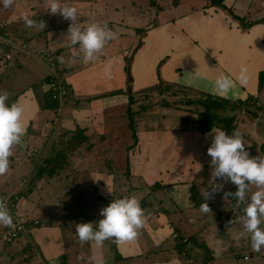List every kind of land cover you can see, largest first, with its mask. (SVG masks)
Returning a JSON list of instances; mask_svg holds the SVG:
<instances>
[{"label": "crops", "instance_id": "1", "mask_svg": "<svg viewBox=\"0 0 264 264\" xmlns=\"http://www.w3.org/2000/svg\"><path fill=\"white\" fill-rule=\"evenodd\" d=\"M61 3L77 8L81 27L106 24L116 36L86 60L65 37L71 21L59 11L50 13L46 0L0 4V89L21 105L25 124L8 170L0 174V201L14 200L26 221L16 239L0 237V264H188L184 250L200 264L219 255L226 263L232 256H254L264 264V248L253 251L243 229V208L256 186L249 185L239 204L225 195L236 186L213 178L206 152L210 131L222 128L203 131L186 114L193 100L180 106L187 93L246 101L242 109L230 107L231 115L253 116L236 123V130L250 156L264 157V0ZM25 15L43 21L44 28L26 26ZM220 72L234 80V94L212 91ZM54 82L65 93L53 106L48 95ZM250 100L257 109L246 104ZM24 149L39 155L36 160L49 173L44 167L35 171L19 154ZM213 185L222 187L213 191ZM129 194L139 199L146 217L134 240L109 238L97 246L77 238L76 223L98 221L99 209ZM227 230L240 231V249ZM198 243L211 251L209 262L203 263L205 250Z\"/></svg>", "mask_w": 264, "mask_h": 264}, {"label": "clouds", "instance_id": "2", "mask_svg": "<svg viewBox=\"0 0 264 264\" xmlns=\"http://www.w3.org/2000/svg\"><path fill=\"white\" fill-rule=\"evenodd\" d=\"M12 0H0V4L7 7ZM46 9L50 13H57L69 19L66 38L77 51L83 53L84 59H92L99 53L107 41L113 39L116 33L106 24L90 22L81 27L79 13L75 6L61 3V0H46ZM22 19L26 26L44 28V22L39 23L27 15ZM245 68H241L238 79L241 83L245 79ZM234 80L220 72L212 81V91L221 96L233 93ZM234 94V93H233ZM9 94L0 89V174L9 167V156L14 144L21 143L25 133V124L22 122V107L18 102H9ZM211 141L206 149L211 157L213 178H222L236 186L234 192L225 195H234L239 204L245 199L249 185H255L256 190L248 197V203L243 208V229L250 234V243L253 251L264 248V228L259 227L261 218H264V157L250 156L246 144L238 130L231 134L223 129L210 131ZM104 180V179H103ZM105 181V180H104ZM106 190L112 188L105 181ZM222 185H213V191ZM206 195L208 193L206 192ZM202 211H209L207 203H201ZM100 219L96 222L84 221L75 224V233L81 241H92L100 246L103 241L113 238L115 241L134 240L146 222L145 210L134 194L118 196L111 199L106 206L99 209ZM13 221L10 212L3 202H0V226L12 227Z\"/></svg>", "mask_w": 264, "mask_h": 264}, {"label": "rangeland", "instance_id": "3", "mask_svg": "<svg viewBox=\"0 0 264 264\" xmlns=\"http://www.w3.org/2000/svg\"><path fill=\"white\" fill-rule=\"evenodd\" d=\"M218 38V37H217ZM216 38V39H217ZM196 42L198 43V44H200V41L198 40V39H196ZM201 45H202V43H201ZM203 46V45H202ZM202 54L201 55H199V58H205V56H203V52H201ZM7 58L8 57H10V53H7ZM200 65H198V68H200L199 67ZM177 94H179L180 95V93H178V91H177ZM188 94V96L186 97V99L185 98H183V99H181L180 98V100H181V102H180V106L182 107V108H184V107H187L188 106V103H187V101H190L191 102V100H193L192 101V105H191V108H192V110L194 111V112H192V110L191 111H186L187 113V115L188 114H190V113H192L191 115L193 116V118H194V120H196V122H202L203 121V117H204V110H205V107L203 106V104L201 103V101H202V99H205L204 98V96L203 95H200V94H196L195 95V93H187ZM210 96V95H209ZM162 99V97L160 98V100ZM260 100H261V102H262V104H264V97H261L260 98ZM197 101H200L199 103H197ZM246 104H249V103H246ZM227 105H229V106H224V107H222V109L219 111V113H221V114H224V115H231L232 113H233V111H230V110H232L230 107H235V109H242V105H241V103L237 106V103H231V104H227ZM250 105V104H249ZM251 106V105H250ZM262 107H263V109H264V105H262ZM227 109V110H226ZM239 111H242V110H239ZM253 116L250 114V113H248V115L247 116H242V115H239V114H237V119H236V123H238L239 124V126L241 125V121L242 120H245V118H252ZM264 119V118H263ZM203 123V122H202ZM11 152H15V151H11ZM17 152V151H16ZM30 152L32 153L33 152V150L32 149H30ZM19 154H21V155H25V157L27 158V160H28V162H30L31 164H34L35 166H34V168H35V171H37V170H40L42 167H44L45 169H47V165H44V166H42L40 163H41V161L38 159V160H36V158H38L39 157V155H35V156H30L29 154H27V151L24 149V150H21V151H19ZM26 158H25V160H26ZM40 158H44L43 156H41ZM55 159H56V156L54 157ZM47 162H49L50 163V161L48 160ZM30 163H28V171H27V174H29V170H30V166H31V164ZM21 168L23 169L24 168V166H22L21 165ZM51 170H56L55 169V166H54V164L53 165H51V168H50ZM46 172L47 173H49V171H48V169L46 170ZM22 176H23V171L20 173ZM15 175H16V173H15ZM17 176V175H16ZM11 181H12V178L10 179V183H11ZM7 187V186H6ZM62 199L64 200V197H62ZM63 214H64V211H63ZM25 219V218H24ZM228 232H232L233 234H234V236H235V246H237L236 248H238V249H240L241 248V243H242V240L239 238L241 235V233H240V231H237V230H227ZM245 231V230H244ZM222 259V256L221 255H219V257L217 258V259H215L212 263H210V264H256L255 263V261L256 260H254V256H252L251 258H249V259H247V260H245L243 257L242 258H240L239 256H232L231 257V263H226V260L225 261H222L221 260Z\"/></svg>", "mask_w": 264, "mask_h": 264}, {"label": "trees", "instance_id": "4", "mask_svg": "<svg viewBox=\"0 0 264 264\" xmlns=\"http://www.w3.org/2000/svg\"><path fill=\"white\" fill-rule=\"evenodd\" d=\"M49 80V79H47ZM264 87V70L261 71L260 73V77H259V88H263ZM56 91L52 89V91L50 92V96L48 95V97H53V93H55ZM51 97V99H52ZM252 98V96H250ZM249 97V98H250ZM252 100V99H251ZM249 101L248 103H250L252 109H257V107L255 106V104H253L252 101ZM53 106L56 102V104H58V100L55 99L53 97ZM200 101H197V103H199ZM246 102V101H245ZM245 102H241V101H231L230 99H225V98H220L217 96H207L205 99H202L201 103L203 104V106L205 107L204 110V117H203V123L201 122V129L203 131L209 130L211 129L214 125H218L220 126L223 130L226 131V133L231 134L232 131L235 129L236 130V117L235 115H224L219 113V111L222 109V107L226 106L227 104H231V103H245ZM54 157V156H52ZM51 157V158H52ZM193 241H197L198 240L195 237H191L190 238ZM200 245H202V247H204L205 250V255L203 256V263H207L211 260V251L209 250V248H207V246L203 243H198ZM186 243L181 241L180 243V250H182L183 248H185ZM185 251V250H184ZM188 258H191L190 256H188V254L184 255ZM189 264V262H188ZM193 264H200L197 261H193Z\"/></svg>", "mask_w": 264, "mask_h": 264}, {"label": "built area", "instance_id": "5", "mask_svg": "<svg viewBox=\"0 0 264 264\" xmlns=\"http://www.w3.org/2000/svg\"><path fill=\"white\" fill-rule=\"evenodd\" d=\"M51 87L53 90L56 91L55 93H53L54 98H59L64 95L65 89L63 86L59 85L58 82L52 83ZM9 200L0 201V202H3L8 208L10 215L12 217V221H13L12 227L0 226V237L2 238V240L7 241V242H10L16 239L21 233H23L26 230V221L19 214L16 202L11 199ZM174 235L178 236L177 233H175ZM184 240L185 242H187V238H185ZM182 253L183 255L187 254L186 251H183ZM193 261L194 259L188 258L189 264H193Z\"/></svg>", "mask_w": 264, "mask_h": 264}]
</instances>
